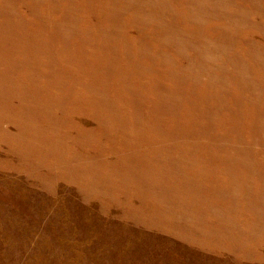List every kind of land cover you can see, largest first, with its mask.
Listing matches in <instances>:
<instances>
[{
    "label": "rangeland",
    "instance_id": "rangeland-1",
    "mask_svg": "<svg viewBox=\"0 0 264 264\" xmlns=\"http://www.w3.org/2000/svg\"><path fill=\"white\" fill-rule=\"evenodd\" d=\"M0 264H264V0H0Z\"/></svg>",
    "mask_w": 264,
    "mask_h": 264
}]
</instances>
